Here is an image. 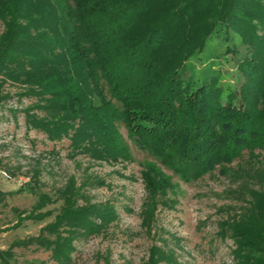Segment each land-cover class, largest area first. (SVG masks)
<instances>
[{
  "label": "trees",
  "instance_id": "trees-1",
  "mask_svg": "<svg viewBox=\"0 0 264 264\" xmlns=\"http://www.w3.org/2000/svg\"><path fill=\"white\" fill-rule=\"evenodd\" d=\"M0 23V90L11 82L24 86L19 98L36 96L40 115L26 109V125L50 140L68 138L73 153L128 158L122 123L139 148L191 180L245 148H264V0H0ZM225 51L235 55V75L216 66ZM6 96L0 92V103ZM141 174L149 231L171 182L151 164ZM37 175L30 176L37 196L30 209L11 207L15 225L50 215L48 203L61 205L36 234L0 248V264H49L19 261L14 247L30 246L48 251L54 264H71L75 241L119 216L73 177L50 195ZM23 187L0 188V200ZM248 193V208L221 233L232 238L235 264H264V191ZM140 264L182 263L172 249L151 244Z\"/></svg>",
  "mask_w": 264,
  "mask_h": 264
},
{
  "label": "rangeland",
  "instance_id": "rangeland-1",
  "mask_svg": "<svg viewBox=\"0 0 264 264\" xmlns=\"http://www.w3.org/2000/svg\"><path fill=\"white\" fill-rule=\"evenodd\" d=\"M214 45L211 43L208 49ZM218 59L216 66L222 72L235 75L233 52L225 51ZM202 64L195 61L197 67ZM184 74H188L187 68ZM230 81L234 82V76ZM22 90L24 86L11 82H4L0 90L7 93L0 103V188L17 190L24 183L22 189L0 200V248H6L15 238L36 234L61 205L60 199L48 203L43 209H50V215L42 220L27 218L15 225L17 215L11 207L28 210L37 197L29 186L36 169L41 191L54 195L73 177L77 185L82 183L81 190L92 201L109 200L117 208V220L104 232L75 241L71 264H140L151 244L172 249L182 264H235L232 238L228 232L223 235L221 228L248 208V192L264 191V148H245L230 162L216 165L196 179L183 180L159 158L139 148L119 123L130 156L116 161L93 159L84 152L69 151L66 137L50 140L42 130L29 128L25 110L40 115V108L33 105L34 95L19 98ZM150 164L170 178L171 186L165 191L164 201L155 206L147 231L142 214L147 189L141 172ZM14 250L19 261L45 259L54 264L49 252L41 248Z\"/></svg>",
  "mask_w": 264,
  "mask_h": 264
}]
</instances>
